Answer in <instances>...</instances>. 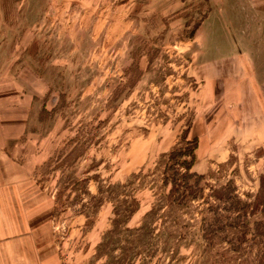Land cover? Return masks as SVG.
I'll return each instance as SVG.
<instances>
[{"label":"rangeland","instance_id":"obj_1","mask_svg":"<svg viewBox=\"0 0 264 264\" xmlns=\"http://www.w3.org/2000/svg\"><path fill=\"white\" fill-rule=\"evenodd\" d=\"M252 4L1 0L0 148L46 203L60 264H264Z\"/></svg>","mask_w":264,"mask_h":264},{"label":"crops","instance_id":"obj_2","mask_svg":"<svg viewBox=\"0 0 264 264\" xmlns=\"http://www.w3.org/2000/svg\"><path fill=\"white\" fill-rule=\"evenodd\" d=\"M250 1L251 10L264 8V0ZM22 171L0 148V264H60L47 229L46 203L29 194L36 188L25 184Z\"/></svg>","mask_w":264,"mask_h":264},{"label":"trees","instance_id":"obj_3","mask_svg":"<svg viewBox=\"0 0 264 264\" xmlns=\"http://www.w3.org/2000/svg\"><path fill=\"white\" fill-rule=\"evenodd\" d=\"M191 142H192V147H191V150L189 151L190 152V155L189 156H191V161L189 162H186L185 161V163H187V166L189 167H191L192 166V164H193V162H194V157H195V149H196V147H197V139H192L191 140ZM191 169V168H190ZM192 176H197V173H188L187 175H185V176H183V178H182V181H180V183H176L177 185H178V187L177 188H175V191L176 192H178L179 194H181L182 196L185 194V193H183L182 194V192L180 193V191H179V189L178 188H186V190H188V188H191V187H193L194 185H192L191 183H189V178L190 177H192ZM175 182V181H174ZM182 182V183H181ZM197 182H198V180H197ZM177 185H175V186H177ZM214 192L216 193L215 194V197L218 199V200H221L222 199V197L223 198H226V200L227 201H231V202H229L230 203V205H232L234 208H236V209H238L239 208V206L238 205H234V202L232 201V193H231V189H228V191H226L225 193H222V195L220 196V195H217L218 193H219V190H214ZM191 194H192V192H191ZM263 197V196H262ZM177 199H178V197H177ZM261 200H262V198H261ZM260 200V201H261ZM258 201V200H257ZM256 206H260V203H256ZM253 208V206L251 205V204H244L243 206H242V208H239V210L240 211H243L245 214H246V212L249 210V208ZM264 208V207H263ZM264 210V209H263ZM239 216V215H238Z\"/></svg>","mask_w":264,"mask_h":264}]
</instances>
